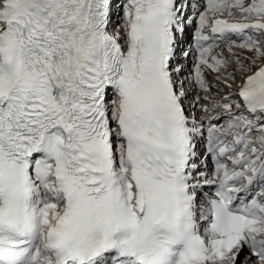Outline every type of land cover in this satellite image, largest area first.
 I'll return each mask as SVG.
<instances>
[{
	"label": "snow or ice",
	"instance_id": "obj_1",
	"mask_svg": "<svg viewBox=\"0 0 264 264\" xmlns=\"http://www.w3.org/2000/svg\"><path fill=\"white\" fill-rule=\"evenodd\" d=\"M0 264H264V0H0Z\"/></svg>",
	"mask_w": 264,
	"mask_h": 264
}]
</instances>
